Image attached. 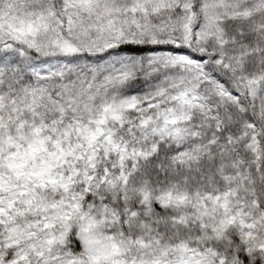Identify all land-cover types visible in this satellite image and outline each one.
<instances>
[{"label": "snow or ice", "instance_id": "obj_1", "mask_svg": "<svg viewBox=\"0 0 264 264\" xmlns=\"http://www.w3.org/2000/svg\"><path fill=\"white\" fill-rule=\"evenodd\" d=\"M0 264H264V0H0Z\"/></svg>", "mask_w": 264, "mask_h": 264}]
</instances>
